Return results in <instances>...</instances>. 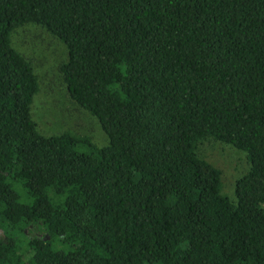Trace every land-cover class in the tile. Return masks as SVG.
Returning <instances> with one entry per match:
<instances>
[{
  "label": "trees",
  "instance_id": "trees-1",
  "mask_svg": "<svg viewBox=\"0 0 264 264\" xmlns=\"http://www.w3.org/2000/svg\"><path fill=\"white\" fill-rule=\"evenodd\" d=\"M26 24L108 144L38 130ZM209 138L247 154L236 200ZM0 264H264V0H0Z\"/></svg>",
  "mask_w": 264,
  "mask_h": 264
},
{
  "label": "rangeland",
  "instance_id": "rangeland-1",
  "mask_svg": "<svg viewBox=\"0 0 264 264\" xmlns=\"http://www.w3.org/2000/svg\"><path fill=\"white\" fill-rule=\"evenodd\" d=\"M11 43L31 63L38 76L40 87L31 107L38 130L46 136L69 131L88 137L98 147L108 144V137L96 117L69 96L61 72V65L68 58L64 43L37 24H26L14 30ZM196 151L222 171V192L236 200V181L250 168L247 154L211 138L200 141Z\"/></svg>",
  "mask_w": 264,
  "mask_h": 264
}]
</instances>
